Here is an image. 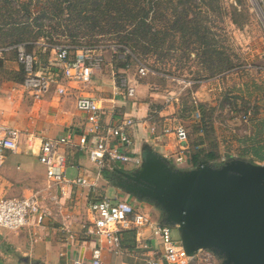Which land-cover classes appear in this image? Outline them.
Here are the masks:
<instances>
[{
	"label": "rangeland",
	"instance_id": "rangeland-1",
	"mask_svg": "<svg viewBox=\"0 0 264 264\" xmlns=\"http://www.w3.org/2000/svg\"><path fill=\"white\" fill-rule=\"evenodd\" d=\"M94 5L97 8L92 10ZM113 6H118L117 11ZM146 6L147 21L153 26L145 32L138 23ZM105 21L111 22L110 28L112 23H118V29L125 28L119 34L107 33L112 29ZM91 22L105 25L101 32L104 34H98L100 27L92 29ZM57 42L101 47L94 53L102 56V76L116 82L126 76L122 67L128 68L139 84L146 85L143 96L148 104L142 111V120L160 124L189 120V133H196L203 125L214 136L213 141L223 145L226 139L217 140L216 129L222 135L226 130L231 132L228 136L234 144L247 143L252 120L264 133V0H0V43H25L26 50L37 57L38 65H46L52 54L41 44ZM121 45L147 67L145 75H137L135 61L123 53ZM0 61L1 95L5 87L20 83L22 70L14 53ZM197 110L200 120L194 119ZM247 112V121L240 122L237 116ZM16 160L5 159L0 171V197L53 191L46 187L42 175L31 176L23 166L16 169ZM69 163L73 159L69 158ZM76 174L74 166L67 168V177ZM100 185V189L109 185L105 194L113 198L115 191L110 181L105 179ZM118 190L123 197L130 195ZM84 191L73 188L60 205L49 197L44 201L52 216L65 209L66 219L71 218L74 229H79L86 220ZM151 205V217L157 213L161 217L160 209ZM168 226L172 238L180 240L176 226ZM202 252H196L188 264H221L222 259L214 253L210 260L202 259Z\"/></svg>",
	"mask_w": 264,
	"mask_h": 264
},
{
	"label": "built area",
	"instance_id": "built-area-1",
	"mask_svg": "<svg viewBox=\"0 0 264 264\" xmlns=\"http://www.w3.org/2000/svg\"><path fill=\"white\" fill-rule=\"evenodd\" d=\"M41 45L48 47L52 54L46 64L47 69L43 71L39 69L40 64L38 65L35 54L26 50L25 43L0 46V58L4 53L15 50L17 61L24 70V78L19 86L23 94L35 100L42 98L50 90L57 96H66L70 83L87 86L93 77L103 72L102 56L100 53H94L97 49L101 50L99 46H77L68 42ZM120 47L125 55L135 61L137 75H145L148 72L147 67L138 58L133 57L126 46ZM115 85L119 90H123L126 98H135L136 78L130 80L126 76H120ZM74 102L76 109L85 113V127L77 145L86 150L94 167L92 175L87 176L84 170L78 167L76 176H66L68 151L72 146L69 137L41 140L37 157L45 169L46 187L55 190L58 195L40 193L42 198H39L36 192L26 197H0V232L41 226L50 214L46 203L42 202L45 198L49 197L54 204L60 205V200L69 197L73 188H82L86 190L85 222L79 229H74L67 223L60 226L63 233L61 240H81L80 244L76 245V251L69 264H106L105 253L127 252L123 238L128 232H133L139 257L145 264H188L197 254L186 255L180 240L172 238L170 227L151 217V204L138 200L133 195L123 197L120 192L114 194L113 198L96 192L99 182L104 178L103 169L112 171L115 163H127L132 160L125 152V147L131 143V129L136 119L133 116H124L115 124L102 123L100 118L104 114V108L100 98L80 93ZM249 115V112L243 113L237 116V119L246 122ZM200 118L197 110L194 119ZM187 122L189 120L177 122L172 129H163L165 132H173L179 144V151L171 158V164L178 165L185 158L183 152L189 137ZM19 135L17 128L0 122V169L7 152H12L17 147ZM30 139L31 134L27 141ZM220 161L225 160L222 158ZM84 243H88V255L80 248ZM199 251H203L202 259L210 260L213 257V252L208 249Z\"/></svg>",
	"mask_w": 264,
	"mask_h": 264
},
{
	"label": "crops",
	"instance_id": "crops-1",
	"mask_svg": "<svg viewBox=\"0 0 264 264\" xmlns=\"http://www.w3.org/2000/svg\"><path fill=\"white\" fill-rule=\"evenodd\" d=\"M39 69L43 71L47 67L40 63ZM121 70L128 79H134L128 68L122 67ZM115 83L114 79L104 77L101 74L93 77L91 83L87 86L70 83L68 95L66 96H57L53 90H50L38 100L23 94L19 83H13L10 87L2 89L0 95V122L20 131L17 147L14 151L7 152L6 160L15 161L17 159L14 165L16 169H21V166H23L24 171H28L31 176L42 175L47 186L45 169L39 163L37 157L38 147L43 139H56L67 136L72 141V146L68 151L67 168L74 166L77 170L79 167L84 170L87 176H91L94 169L93 164L89 161L86 150L77 145L79 136L85 127V113L76 109L74 101L80 93H84L101 99L104 108V114L100 118L102 123L115 124L124 116H133L136 119V123L131 129V143L125 147V152L132 160L127 163H115V167L126 171L138 169L143 162L146 147L163 155L170 162L171 158L177 155L179 144L173 132H165L163 129L165 127L172 129L176 123L163 122L160 124V121L152 123L151 121L142 120L144 115L142 111L145 110L148 104L143 96L146 93V85L139 84L137 81L135 98L128 99L124 96L123 90L116 88ZM137 93L140 94L137 95ZM160 115L164 114L160 113ZM169 119L165 118V120ZM249 126L248 133L250 134L248 135L253 136L259 127L257 121L252 120ZM215 133L217 140H220V138L226 139L224 145L220 142L216 144L213 141L214 136L205 129H199L194 134L189 133L188 143L185 145L186 149L183 152L185 158L183 162L178 164L182 167L179 170L193 168V156L199 157L201 160H207L203 159V156L210 154L215 156L217 161L222 158L225 161L230 158H242L241 156L246 151L247 144H234L233 140H229L230 136L228 135L231 132L228 130L222 132L223 135L217 129ZM245 133L247 132L245 131ZM29 134H31V139L28 142L27 137ZM69 158L73 159V163H69ZM105 179L104 177L99 182L96 191L102 195L109 187L107 185L105 188L100 189V184ZM112 187L115 191L114 194L119 193L118 188ZM54 191H51V193ZM37 193L39 198H42L41 192ZM26 196L29 195L9 197ZM64 201L65 198L62 204ZM42 202L46 203L45 201ZM159 215L160 213H157L154 219L162 221V216ZM48 216L39 227L28 226L17 231L1 232L0 264H69L76 251V245H79L81 240L77 239L73 242L61 240L63 237V233L60 231L62 223H67L74 228L71 224V218L66 219L65 209L58 215L52 216L50 213ZM52 219H54V222ZM123 244L127 247V252L121 254L105 253L106 264H145L139 257L133 232L124 234ZM80 248L83 253L89 254L88 243H84Z\"/></svg>",
	"mask_w": 264,
	"mask_h": 264
},
{
	"label": "water",
	"instance_id": "water-1",
	"mask_svg": "<svg viewBox=\"0 0 264 264\" xmlns=\"http://www.w3.org/2000/svg\"><path fill=\"white\" fill-rule=\"evenodd\" d=\"M110 183L159 208L162 222L180 231L186 255L208 249L221 264H264V164L201 160L178 170L146 147L141 166L114 167Z\"/></svg>",
	"mask_w": 264,
	"mask_h": 264
},
{
	"label": "trees",
	"instance_id": "trees-1",
	"mask_svg": "<svg viewBox=\"0 0 264 264\" xmlns=\"http://www.w3.org/2000/svg\"><path fill=\"white\" fill-rule=\"evenodd\" d=\"M111 5V4H110ZM117 7L118 6H113V9L115 8V11H117ZM43 8H45L46 10H49V7L47 6V7H44L43 6ZM97 7H96V5H94L93 6V8H92V10L93 9H96ZM101 8V7H100ZM121 7H119V9H120ZM124 8V7H123ZM148 10H149V7H144L143 8V11H144V15L142 16V20H140V22L138 23V25H139V27L140 28H143V30L145 31H148V30H151L152 29V26H153V23L151 22V21H147V17H146V14H147V12H148ZM131 10L129 9V11L127 10V12H130ZM105 12H107L106 10H103V13H105ZM103 22V21H102ZM92 23V24H91ZM90 23V25H91V28L92 29H95V28H98V27H100V30H99V33L98 34H104V33H101L104 29H106V27H105V25H101L100 23L101 22H91ZM105 23L109 26V28H110V26H111V22L110 21H105ZM178 22L176 21V24H177ZM113 25H112V28H110V29H112V31H107V33H116V34H119V33H122V30L125 28V25H124V28H123V24L120 26V27H122L123 29L121 30V29H118V27H119V24L118 23H112ZM171 27H173V25H171ZM145 31V32H146ZM95 32H91V34H94ZM120 37V36H119ZM121 38V41H124V38H122V37H120ZM130 41H132L131 39H129ZM150 42V40L147 42V43H149ZM15 43H12V44H8V43H0V46H9V45H14ZM78 46H80V45H78ZM10 53H14L15 54V56H16V52H15V50H10V51H8V52H6V53H4L3 54V57L5 56V55H7V54H10ZM3 57L2 58H0V60H2L3 59ZM16 60H17V58H16ZM21 65V64H20ZM0 66H1V61H0ZM21 70H22V78H20L19 79V81L18 82H22V80H23V78H24V70H23V68H22V65H21ZM261 128L262 127H258L257 128V131H256V133H254V135L253 136H251L249 139H247V141H245V142H247L246 144H247V148H245V152H244V154H243V156H241L242 157V159H245V160H248V161H250V162H253V163H258V162H262V161H264V133H262L261 132ZM199 129L201 130H204L205 129V127L203 126V125H200V127L198 128V130L197 131H199ZM206 130V129H205ZM203 159H207V160H209V161H211V162H209V163H211L212 165H214V166H218V165H220V164H222L223 162H221V161H217V160H215L216 159V157L215 156H211L210 154H208V155H204L203 156ZM201 160V158H199V157H196V156H193V167H195L198 163H199V161ZM110 174H111V170H109L108 168H105V169H103V175H104V177L106 178V179H108L109 181H110Z\"/></svg>",
	"mask_w": 264,
	"mask_h": 264
}]
</instances>
